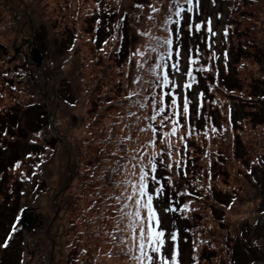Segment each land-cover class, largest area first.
<instances>
[{
	"label": "rangeland",
	"instance_id": "obj_1",
	"mask_svg": "<svg viewBox=\"0 0 264 264\" xmlns=\"http://www.w3.org/2000/svg\"><path fill=\"white\" fill-rule=\"evenodd\" d=\"M20 1L25 3V0ZM167 1L150 0L145 2L140 10H136L135 0H44L41 6L42 10L45 8V13L42 19L36 20L41 25L40 28L23 20L21 31L15 33L7 27L12 24L11 17L17 16L20 20L22 15L2 9L0 50H6V61L11 60V69L15 71L23 68L24 58L27 59L24 73L31 70L39 76L41 70L48 65L56 67L55 64L60 61L64 64L62 56L68 53L66 48L71 36L70 40H65L66 27L60 22L63 17H67V22L71 21V34L76 32L78 35L76 48L70 52V62L65 64L64 68V76L72 79L69 89L71 94L65 97L74 105L66 106L62 100L54 108L52 104L55 102H46L51 113V130L62 135L64 142L56 145L55 152L49 149V146H43L51 140L48 132L45 138L37 134L39 131L36 120L40 117L39 112L42 113L39 108L26 112L21 110L17 114L15 125L13 124L10 132L13 136L10 134L4 138L0 131V137L3 135L0 141V159L4 158V162L10 164L15 157L22 159L33 151L35 154L30 159L34 164V174L41 176L31 184L30 191L26 190L28 187L20 186L26 191V194L21 195L14 189L21 183L15 177L17 169L12 166L6 169L8 181L9 178L13 180L6 184L0 167V259L5 257L4 260L9 261L7 264H49L48 258L41 252L43 250L35 247L31 238L23 235L29 240V247L25 254H22V234L11 237L14 230L11 224L14 220L20 224L24 209L31 216L27 221L33 224V227L41 216L48 217L52 230H59L60 234H64L63 246L70 241L82 239L89 233L86 222H94L97 219L101 203L105 208L104 222L107 230L99 236L95 245L92 244L95 246V264H140V261L134 258L139 252L132 241L129 228L131 218L127 216L135 211V205L134 200L128 197L133 196L135 190L132 186L138 184L141 170L149 172V176L155 175L150 172V162L157 166V160L159 168L156 176L161 185L166 187L164 193H167L156 202L161 228L166 233L163 250L165 255L170 256L174 249H178L180 264H211L210 257L217 258L220 255L215 249L224 248L226 264H264V100L251 97V92H255L254 96L259 93L258 90L252 91V86L256 83L257 88L264 92V63H254L243 58L238 60L237 66H233L237 58L234 49L241 44H249L251 40V52L255 51L258 44L259 48L264 50V0H241L238 3L239 15L236 17L229 10L227 0H199L200 4L193 8L192 13L187 14L191 23L185 32L183 24L189 21L181 20L178 33L182 34L178 38L182 47L181 59L176 61V57L170 62L176 61L179 71L172 72L170 78L175 81L176 86L172 90L177 94L178 103H181L185 96L190 103L189 114L186 118H180L175 135H171L173 123L169 119L173 110L169 108L166 114H158L156 111L157 103L153 97L158 98L161 92V89L156 87L158 70L155 68V65L160 63L159 53L151 52V43L148 45L145 37L146 33L160 37L168 35L169 31L164 32L163 29H169V25L161 17V13L167 10ZM0 3L2 7L6 1L0 0ZM150 5L160 11L149 13ZM101 8L102 11L98 13ZM149 16H152V19H149ZM156 19L158 22L153 25ZM198 21L200 23H196ZM209 21L215 35L210 33L211 39H207L203 48L209 52L208 58L210 55L221 56V63L227 61L229 55V65L226 68L228 87L240 86L243 93L240 94L241 98H232L223 96L224 93L220 91L210 90L208 98H211L206 102L205 111H201L202 104L198 103V99L202 98L201 92L206 89L203 83L211 80L209 77L214 76L221 63L205 65L203 60L193 64L191 68L188 48L199 47L196 24L203 26L199 35L204 32L207 38L209 33L206 27ZM236 22H239L240 34H246L247 37L246 41L243 40L238 45L232 43L230 48L225 34L230 32L227 38L229 40L240 38L237 35ZM191 25L193 30L190 31ZM230 26L234 28L230 30ZM98 28L99 41L95 43L96 33L92 36L89 32ZM120 30L124 34L120 33ZM251 35L256 40L252 39ZM102 39L104 41L101 43ZM33 40L35 46L32 44ZM39 45L47 49L49 55H46V52L40 53L41 60L38 64L36 59L39 57L33 49H39ZM138 50L147 58L133 55ZM18 51L20 52L17 53ZM111 54L112 57L109 58ZM1 58L3 66L4 57ZM240 63L242 66L239 68ZM201 68L205 70L199 71ZM187 72L196 75L195 82L188 81ZM12 78L13 81L5 78L0 83V95L5 97V111L16 106L15 103L19 99L22 102L30 100L29 96L18 90L22 87L21 78ZM36 81L40 83L38 78ZM189 82L193 84L191 89L182 87ZM11 93L13 97L18 96V100H13L12 96L10 100L8 95ZM167 99L165 98L166 103ZM37 100L43 101L39 95ZM61 107H67L65 114L60 111ZM202 115H205L208 122V135L194 133L195 129L189 125L198 124L201 128L204 125L203 119H200ZM65 142L74 149L75 169L73 174L68 173L70 179L61 187L67 178L68 167L63 154ZM43 149L53 157L48 164V159L40 155ZM205 151L209 152L206 156ZM196 156L201 157V165L213 164L212 169L222 173L221 176H211V173L207 175L208 173L200 169L191 170L187 165L192 162L191 158ZM105 158H111L113 162L111 178L116 180L113 186L104 184V167L109 164ZM116 162L121 164L118 170L114 169ZM168 165L171 167H167ZM244 166L254 170L250 179L244 176L247 173ZM67 169L69 170V167ZM205 177L208 180L204 183ZM218 182V189L223 190L227 194L226 199L229 198L230 201L224 212L226 222L218 226L224 229V232L221 231L224 236L217 240L227 241V244L217 242L218 248L211 249L204 244L206 238L211 235L206 233L201 236V233L197 232L204 229L203 225L198 224L199 214L209 212L211 223H208V227H211L214 221L212 212L207 211L203 203L194 202L188 206L189 211H186L187 208L183 205L179 208L180 213L168 212L166 209L180 203L179 192L184 189L189 190L196 185L195 189L204 194L213 185L217 186ZM149 185L153 186L151 180ZM60 192L66 199L76 197L82 209L72 211L70 208H64L61 203V206H55V195ZM171 193L175 198L173 204ZM151 194L155 196L154 192ZM253 198L256 200H252ZM14 212L17 214L16 219L11 217ZM181 213L195 218L198 227L195 226L194 234L189 232L191 224L178 216ZM214 225L217 228L216 221ZM95 229L94 224L90 231ZM45 230L44 226L43 231ZM174 230L178 234L176 240L172 241L169 234ZM38 234H42L41 231ZM10 240V245L2 246ZM67 257L68 250L62 256L63 264L67 263ZM80 261L81 258L78 257L76 262Z\"/></svg>",
	"mask_w": 264,
	"mask_h": 264
},
{
	"label": "trees",
	"instance_id": "obj_2",
	"mask_svg": "<svg viewBox=\"0 0 264 264\" xmlns=\"http://www.w3.org/2000/svg\"><path fill=\"white\" fill-rule=\"evenodd\" d=\"M1 1H6V4H5V6L1 7V3H0V15L2 13V9H3V11H8L12 14L17 12L18 15H20V16L22 15V18L20 20L16 19L15 16L11 17L12 24L9 25V27H7L9 30H12L14 33L21 31V29H22L21 22L23 20H26V22L29 24L32 23L34 27L36 26L37 28H40L41 25H39V23H37L36 20L42 19L43 15L45 13V8H44V10H42V6H41V5H43L44 0H34L33 3H29L27 0L24 1L25 3L21 2L20 0H1ZM145 1H149V0H145ZM232 1H234V2H232ZM232 1L227 0V2L229 4L228 7H229V10L232 12V15L236 17L239 15L240 7H239L238 3L241 2V0H232ZM135 3L137 5L138 4H140V5L145 4V2L143 0H135ZM184 6H185V8L188 7L187 4H185ZM168 7H169V0L167 1V4H166L167 10L165 12L161 13V17H162V20L164 22L169 15ZM5 8H7V10ZM138 8H135V9L140 10V8L139 9ZM101 11H102V8L98 11V13H100ZM150 12H151V9L149 10V13ZM105 13L108 14V11H106ZM130 17H129V20H130ZM60 22H61V24H64L66 27L65 34H64V36H66L65 40H68V39L70 40V36H71V41L69 42V44L67 45V48H66V51L68 53L65 54L64 57L62 56V60L65 62H64V64L62 61H60L59 63H56L55 64L56 67L48 65L47 67H45L44 70H41V74H40L41 76L37 75L36 73H34V71H31V70L26 71L27 73H24L25 68L27 66L25 61L22 64V67L23 68L25 67L24 70H23V68L18 69L17 71H15L14 69H11V60L6 61V58H5L6 50L5 49L0 50V83L3 80H5V78L8 81H13L12 77H20L21 78L20 83L22 84V87H20L18 90H21V93H24L25 96L30 97V100L28 102L27 101L22 102L21 99H19V101L15 103L16 106L10 107L8 110L5 111L4 110L5 97H2L0 95V131L3 133L4 138L10 134L12 135V133H10V132L12 131V129L15 125L14 121H15L17 114L21 110L26 112L28 110H33L34 108H39L42 113H40L38 111L40 117H39V119L36 120L37 121L36 123L38 125L37 131H39V133H37V134L39 137L45 138L47 135V132L49 133V139L51 141H50V143H46L43 146H45V147L49 146V149H52L54 152H55L54 149H55L56 145L59 143H63L64 138L62 135L56 134L55 132H53L51 130V127H50L51 124H49V115L51 116V113L48 110L46 102H48L49 104H50V102H55L52 104V106L54 108L57 107L58 102L62 101V100H63L62 102L66 106H70V105L73 106L74 105V103H72L71 101H69L65 97L67 95L70 96V94H71L69 89H70L71 84H72V79H68L64 76V73H65L64 68L66 67L65 64L67 65V63L70 62V60H69L70 59V52L75 50V48H76L75 45H76L77 38H78V35L76 32L74 34H71V31H72V29L70 28L71 21L67 22V17H63ZM157 22H158L157 19L154 20L153 25H156ZM181 23L179 25L180 29H181V27H180ZM238 23L236 22L235 24L237 25V28H236L237 35L240 38L235 37L236 38L235 40L234 39L229 40L228 42L225 40L229 44L230 48H232V43H235L236 45H238L240 42L242 43L243 40L246 41L247 35L246 34H244V35L240 34L241 32H239L240 28H238V26H239ZM188 25H189V22L183 24L184 28L183 27L182 28H183L184 32L187 30ZM172 27H175V26L169 25V29H171ZM166 29L167 28L165 27L163 29V31L168 32V31H166ZM180 29H179V31H180ZM254 29H255V27H254ZM98 30H99V28L96 30L93 29L89 32V34H91V35L96 33V38H95L96 42L95 43H98V41H99ZM120 33L124 34V32L122 30H120ZM75 35L77 37H75ZM181 36H182L181 33L176 35V33L172 32V31H169L168 35L165 36V37L172 38L175 46H176V44H178L177 47H174V49H173L174 54L177 50L179 51V53L182 52V47L180 45V41L178 42V38ZM145 37L147 39V44L149 45L151 43V48L153 46H156L157 41H162L165 38V37H160V36H155V35L151 36L149 33H146ZM250 37L252 39L256 40V38L254 36L251 35ZM103 41H104V39L101 40V43ZM249 41H250L249 44H251L252 43L251 40H249ZM249 44L243 43L239 47H236L234 49V51H236V53H237L236 54V56H237L236 60L237 61L236 60L234 61L233 66H237L238 60L243 59V58L244 59H250L254 63L257 61L264 63V61H262V60H264V54H263L264 50H261L259 48V44H258L255 48V51L251 52L250 51L251 46ZM184 48H187V47H184ZM39 50L41 51V53H44V54L47 53L46 55H49L48 50L41 47L40 45H39ZM188 50H189L188 58H189V61H191L189 66L191 68H193L192 60H196L197 62H201L204 60L205 65L206 64L217 65V64H220L222 62L221 56H219V55H210L208 58L209 52L207 50H205L203 48V46L199 45V47L197 49H195V46H193L192 48L189 47ZM230 50L231 49H229V52H230ZM249 51L251 52V54L249 53ZM118 53H119V51H117V54ZM2 56L4 57L3 58L4 59L3 60L4 65L3 66L1 65V62H2L1 57ZM111 57H112V54L109 56V58H111ZM143 58L146 59L147 56H143ZM180 59H181V57L179 55V57H177L176 61H179ZM228 61H229V55H228V60L225 61L224 63H221V66L217 69V71L215 72L213 77H209V75H207V77H209L211 79L210 81L206 80L205 75H203L205 80H206V82L203 83L205 85L206 89H204L201 92L203 94L202 98L199 97V99H198V103L202 104L201 111L202 110L205 111L206 102H207V100H209L211 98V97L208 98L210 90L220 91L221 93H224L223 96H226V97L229 96L232 98H241L240 94L243 93V90L241 89L240 86L228 87V84H227L228 83V81H227L228 77L226 78V76H227L226 68H228V65H229ZM123 63H124V61H123ZM241 66H242V63H240L238 67L240 68ZM220 68H221V70H220ZM12 73H13V75H12ZM229 73H230V70H228V74ZM193 76L195 77V80H196V75H193ZM37 78L40 80V83H37V81H36ZM214 78L216 79V81H214ZM239 83H240V81H239ZM257 86H258L257 83L254 84L252 86V91L258 90L259 93L255 94V96H254L255 92H251V97H253V98H256V97L261 98L262 96L264 97V92H261L257 88ZM62 89H64V90L61 91ZM11 92H13V91H11ZM37 94L42 98L43 101L37 100V97H38ZM11 96H12V93L10 95H8V98L10 100L12 98H13V100L14 99L18 100V96H16V97L12 96V98H11ZM46 108H47V110H46ZM65 108H67V107H61V109H60V111L64 114H65V112H64ZM200 119H203V121H204L205 115H202L200 117ZM189 125L195 129L194 133H202L204 135L209 134V127H207V123L205 121H204V125L201 126V128L198 127L199 126L198 124H197L198 126L195 124L192 125L190 123H189ZM3 135H2V137H3ZM2 137H0V141H1ZM63 148H64L63 154H65L66 165H68L69 170L67 169L68 167H66L67 178L60 185L61 187H64L65 184H67V181L70 179V177L68 176V173L73 174L72 172H74V169H75V166H74L75 160L73 159L74 149L72 147H70V144H68V142H65ZM28 154L33 155L35 153L33 151H31ZM208 154H209V152L205 151L204 156H206ZM30 155H26V157H24L22 159H20V157H15V160H12V162L10 164H6L4 162V158L0 159V167H1V171L3 173L2 174L3 175V181L6 182V184H8V182L13 181L11 178H9V181H8V174H7L6 169L9 168V166L15 167L17 169L16 170L17 173H16L15 177L17 179H19L21 182L17 187H14V185H13L14 189H16V191H17V194H21V195L26 194V191H24L23 188L28 187L26 190L30 191V188H32L31 184L36 179L41 178V176L34 174V169L32 167V165H34V164H33L32 160L29 158V157H31ZM40 155L42 157H45V159L46 158L48 159L47 164L50 163L53 159V157L51 158L50 154L46 150L42 151L40 153ZM257 156H259V155H257ZM200 158L201 157H197V156L191 158L192 162L188 163L187 166L189 168H191V170L200 169V170L204 171L206 174L208 173L207 175H209V173H211V176H216V177L221 176L222 173L217 172V171L212 169L213 164H211L209 166L208 165H201L200 164V161H201ZM105 160L108 161L109 164L106 167H104V175H105L104 178H106L105 179L106 182L104 184L107 186H113L116 184V180L111 178V174L113 173L112 172L113 162H112L111 158H105ZM99 165H101V162H99ZM120 168H121V164L116 162L114 169L118 170ZM158 168H159V162L157 160V171H158ZM244 169L246 171L248 170V168L246 166H244ZM156 173H155V175H156ZM244 176H246V178H247L248 175H244ZM49 178H50V175H49ZM248 178L249 179L251 178V174H249ZM207 180H208V178L205 177L203 182L205 183ZM246 185L248 188H250L248 184H246ZM20 186H23V188H21ZM151 187L154 188V187H156V185H153ZM169 187H170V184H169ZM196 187H197L196 185H193L189 190L184 189L183 191L179 192L180 193V203L178 205L173 204V202H174L173 200L175 198H173V195L171 193V197H172L171 200H172V204H173L172 207L177 209V211H176L177 213H180L179 208L183 205H185V207L187 208L186 211H189L190 208L188 206L192 205L194 202L203 203L204 208L207 211L210 210L212 212V219H214V221H216L217 228H215L213 220H212L213 225L211 227H208L211 222L209 223V219H210L209 212H206V213H203L201 215L199 214L198 224L203 225L204 229H202V231H197V232H200L201 236L205 235L206 233L211 235V237L208 236L206 238V240L204 241V244L206 245L207 248H211V249L214 247L218 248L217 242H222L224 245H226L227 241H218L217 238L219 239V238L224 236L221 233V231L224 232V229L222 227H218V226L219 225L222 226L226 222L224 212H225L226 205L228 206L229 201H230V200L228 201L229 198L226 199L227 194H225L223 190L221 191L218 189L219 188V182L217 183V186L213 185L209 189V191L204 193V194H202L201 191L196 190L195 189ZM62 189H64V188H62ZM164 189H166L165 186H164ZM62 192H60L59 195L58 194L55 195L57 197L56 198L57 201L55 203V206H57V207H58V205L61 206L60 205V203H61V204H63L64 208H67V209L70 208L72 211L82 209L78 205L79 201H78V199H75L76 197L71 196V197H69V199H66L62 196L63 195ZM168 192H169V189H168ZM179 193H177V196ZM187 193H188V195H187ZM166 194L167 193H164V195H166ZM30 195L32 196L33 193L31 192ZM58 199H59V201H58ZM252 200H256V199L253 198ZM14 203H15V200H14ZM15 213L16 212H14V214L11 215V217L13 216V218L16 219L17 214H15ZM104 214H105V208L101 203L97 219L94 222H90V220L88 222H86V225H88L87 229L89 230V233L86 236H84V238H82V239L79 238V239H77V241H70V243H65L63 246H62V240L64 238V234L63 233L60 234L59 230H56V231H54L55 229L52 230V225L48 224V217H46V216H41L40 224L36 228H34L33 230L26 231V230H23L19 225H17L18 227L15 226V229L16 228L17 229L16 230L14 229L12 234H13V236L15 235V237H18L19 235L22 234V236H20V239L22 238L21 239L22 242H21V246H20L22 248L21 249L22 254H25L27 247H29V246H27V242H29L28 239L31 238L33 240V245L35 247L43 250L41 252L43 253L44 256H46L48 258L47 263H49V264H63L62 256H64L66 254L67 250H68V257H67V263L65 262L66 264H82V263H84V264H95V261H94V259H95V254H94L95 246H92V244L95 245L97 243L99 236L107 230V226L104 222V218L106 215H104ZM178 216L180 217V219L187 220L191 224V226L189 227V232L194 234L196 227H198V225L196 224L195 218L188 216L186 213L178 214ZM1 217H3V215H1ZM14 223H15V220L12 222V224H14ZM12 224H11V227H12ZM94 224L96 225V229L94 231H90V228ZM44 226L46 227L45 231H43ZM40 231L42 234H38ZM172 233H175L176 235L178 234L175 230ZM17 234H19V235H17ZM23 235L28 236V239L26 237L24 238ZM10 244H11V240L9 241V243L7 245H10ZM85 244H87V246H85ZM215 250L216 251L218 250L220 255L217 258H215V256H211L210 257L211 264H226V261L224 259L225 258L224 248L215 249ZM17 253H18V251H17ZM249 254L251 255V253H249ZM78 257L81 258V261L79 263L76 262V259ZM4 258L2 260L0 259V261H1L0 264L9 263V261L4 260Z\"/></svg>",
	"mask_w": 264,
	"mask_h": 264
},
{
	"label": "snow or ice",
	"instance_id": "obj_3",
	"mask_svg": "<svg viewBox=\"0 0 264 264\" xmlns=\"http://www.w3.org/2000/svg\"><path fill=\"white\" fill-rule=\"evenodd\" d=\"M185 4L188 5L185 8ZM198 6L199 0H196ZM193 0H169L168 12L169 15L165 20V23L171 26L180 25L181 20L188 19L191 23L190 18L187 14L192 13L193 11ZM136 7L142 8L143 5H136ZM151 12L155 13L160 11V9L151 6ZM149 19H152V16H149ZM210 21L206 27V31L215 35L213 32ZM203 26L196 24V30L200 31ZM166 31H172L179 33V28L172 27L171 29H166ZM191 31V30H190ZM174 41L172 38L165 37L162 41H157L156 46L151 48V52L159 53L160 63L155 65V68L158 70V83L156 87L161 89L159 97H153L157 103V113L166 114L167 110L172 109V116L169 119L173 123L171 129V135L177 133V128L180 125V118H186L189 114V99L185 96L182 99L181 103H178L177 94L172 90L175 85V81L171 79L172 72L179 71V64L172 62L176 57H179L180 53L177 50L174 54ZM144 56L145 54L142 51H137L133 55ZM192 63H197L196 60H192ZM142 67V65H141ZM205 69L201 68L199 71H204ZM186 75L191 78V81H195V77L192 76L191 72H187ZM193 86L192 82L185 83L182 85L183 88L191 89ZM167 99V103L166 100ZM155 117H153L154 119ZM150 172L156 173L157 166L155 163H151ZM135 167V165H133ZM167 167H171L168 165ZM139 176V182L136 185H133L135 190L133 196H129L128 199L134 200L135 211L128 213L127 216L131 218L129 228L132 233V241L136 244L139 256L134 257L140 261V264H180L179 261V251L174 249L170 256L165 255V231L161 228V219L158 214V206L156 202L164 195V186L161 185L160 181L157 179L156 175L149 176V172H143ZM149 180H151L153 185L156 187L152 188L149 185ZM155 193V196L151 193ZM143 210V211H142ZM168 212L177 211L176 208L168 207L166 209ZM172 241L176 240V234H169ZM3 247H7V244H3Z\"/></svg>",
	"mask_w": 264,
	"mask_h": 264
},
{
	"label": "water",
	"instance_id": "obj_4",
	"mask_svg": "<svg viewBox=\"0 0 264 264\" xmlns=\"http://www.w3.org/2000/svg\"><path fill=\"white\" fill-rule=\"evenodd\" d=\"M32 44L35 46V41L33 40ZM34 52L38 55L39 59H36L38 64L40 63V60H41V55H40V51L38 50V48L34 47ZM20 52V51H18ZM22 225L24 227H29V222H27V215L25 214L24 217L22 218V221H21Z\"/></svg>",
	"mask_w": 264,
	"mask_h": 264
}]
</instances>
